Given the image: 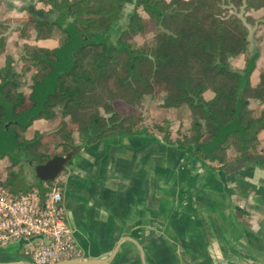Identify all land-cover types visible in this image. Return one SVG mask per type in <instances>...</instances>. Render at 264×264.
I'll return each mask as SVG.
<instances>
[{"label": "trees", "instance_id": "trees-1", "mask_svg": "<svg viewBox=\"0 0 264 264\" xmlns=\"http://www.w3.org/2000/svg\"><path fill=\"white\" fill-rule=\"evenodd\" d=\"M29 1L48 6V11L40 10L47 19L28 21L22 31L30 28L36 41L55 34L60 40L54 47L25 48L19 61L5 55L0 69V161L8 159L11 171L0 185L14 192L45 191L44 184L53 182L38 179L13 189L15 168L23 160L45 164L109 137L145 136L190 149L198 161L222 174L244 156L264 154L259 138L264 133V70L253 87L251 75L260 53L249 51L247 28L253 23L247 13L263 8L264 0H138L122 26L125 0ZM147 33L153 34L149 42L133 43ZM7 39L0 32V56ZM241 55L246 56L245 66L235 69L232 60ZM159 80L164 107L193 113L190 128L177 130L174 139L167 121L151 128L142 112L143 99L155 95ZM207 92L211 99L205 98ZM116 98L131 111L122 113ZM58 116L55 132L25 137L35 121ZM54 139L59 141L51 145ZM44 140L49 146L41 151ZM59 147L62 154L55 153Z\"/></svg>", "mask_w": 264, "mask_h": 264}, {"label": "crops", "instance_id": "crops-1", "mask_svg": "<svg viewBox=\"0 0 264 264\" xmlns=\"http://www.w3.org/2000/svg\"><path fill=\"white\" fill-rule=\"evenodd\" d=\"M4 7L0 0V9ZM10 8L13 4L4 11L14 12ZM26 14L24 23L47 19L37 6ZM247 15L253 20L247 24L249 51L260 53L251 75L256 87L264 70V7ZM24 36L19 29L7 40L19 46ZM30 39L32 47H48L44 43L50 41H36L34 35ZM5 55L0 56V69L6 65ZM245 59L237 57L232 66L243 69ZM212 97L205 93L206 99ZM46 123L37 120L31 127ZM26 133L28 140L34 138ZM259 138L264 146V133ZM80 147L71 173H63L58 181L69 223L86 257L106 258L128 236L137 240L146 258L149 248L156 247L158 259L166 263L184 264L179 254L183 248L186 264H264V161L247 164L233 175L215 172L192 150L169 147L156 138L109 137ZM246 215L253 219L251 226L243 223ZM11 246L17 248L6 252ZM130 248L141 261L137 247L128 241L122 242L118 255ZM0 259L25 261L24 247L15 243L1 248Z\"/></svg>", "mask_w": 264, "mask_h": 264}, {"label": "built area", "instance_id": "built-area-1", "mask_svg": "<svg viewBox=\"0 0 264 264\" xmlns=\"http://www.w3.org/2000/svg\"><path fill=\"white\" fill-rule=\"evenodd\" d=\"M14 192L0 185V249L27 241L26 262L51 264L85 256L63 206L60 183ZM58 185H57V184Z\"/></svg>", "mask_w": 264, "mask_h": 264}, {"label": "rangeland", "instance_id": "rangeland-1", "mask_svg": "<svg viewBox=\"0 0 264 264\" xmlns=\"http://www.w3.org/2000/svg\"><path fill=\"white\" fill-rule=\"evenodd\" d=\"M13 3H6V0H4L5 7L8 6V4H13V8H10V11L14 12H7L4 11V8L0 9L1 16H0V32L7 34V38L11 37L13 33L18 32L19 29L23 27V23L27 18L32 19L33 17L29 14H26V12L29 9L35 8L37 6L39 10H44V8L47 10L49 9L48 6L44 4H32L29 0H13ZM15 2V3H14ZM43 8V9H42ZM8 10V11H9ZM25 14L27 18L25 17ZM18 29V30H17ZM23 32H26V36H24L23 40L21 41L19 46H16L15 41H9L6 42V51L5 54H12L13 57L19 61L20 57V51L24 50L25 48L29 47L31 48L32 42L30 37L33 36V32L30 28L28 30H24ZM19 36V35H18ZM17 37V35H16ZM153 37L152 33H147L145 35H139L136 36L133 39V43L137 46H141L147 42H149ZM60 40V35L55 34V36L48 42L44 43L45 46L53 47L58 44ZM15 42V43H14ZM22 63L18 62V68H22ZM163 86V81L159 80L156 82V92L155 95L152 97H145L142 102V112L146 118V124H148L151 128L154 124H162L163 122L167 121L168 126L170 127V131L172 133V138L177 137V130L185 131L190 128L191 121L193 120V113L188 108H167L163 106V95H161L160 90ZM26 92H28V89H25ZM116 107L122 112L127 113L131 111V109L126 106L123 102L115 99ZM42 120V119H40ZM45 120V119H43ZM48 121L46 123L47 125H44V127H41L40 125L31 127L28 132L26 133V136L29 138L34 137L35 132L38 133L40 130L44 131V135L51 134L55 132L60 123L61 118L60 116L55 117ZM38 128V132L36 131ZM77 137V135H75ZM58 139H54L50 141V144L53 145L54 143L58 142ZM49 146V142L47 140L42 141L40 150L43 151L46 147ZM56 154H62V148L55 149ZM230 158L233 157L234 152L231 150L229 151ZM260 154V153H259ZM258 155V154H257ZM255 156V155H254ZM36 161L32 159H26L23 160L20 167L15 168V171L17 172V182L16 185L13 187V189L18 188H26L31 186L32 184H35L38 182V178L36 176V168H37ZM10 163L8 159H4L0 161V184L5 182L9 178L10 174ZM60 175H63L61 173ZM57 180L60 181V176L57 178ZM57 181V182H59ZM57 184V183H56ZM58 185V184H57ZM251 222H253V219L251 215L244 216L243 217V223L245 226H251ZM17 246H11L8 249H6V252L10 253L13 252ZM183 248H179V254L185 261L184 264H186V258L184 254L182 253ZM156 247L149 248V256L146 258L147 264H172V263H166L162 262L159 257L155 254ZM108 257V256H107ZM2 259H0L1 261ZM113 264H142V262L139 260L138 252L135 250V248L125 249L123 250L120 255L116 257V259L113 261ZM250 264V263H249Z\"/></svg>", "mask_w": 264, "mask_h": 264}, {"label": "water", "instance_id": "water-1", "mask_svg": "<svg viewBox=\"0 0 264 264\" xmlns=\"http://www.w3.org/2000/svg\"><path fill=\"white\" fill-rule=\"evenodd\" d=\"M138 0H125V4L123 6V18L119 21V26H122L126 20L128 15L134 10L135 5ZM81 147L77 146L71 152L66 155H56L50 160H48L45 164H40L36 168V176L40 181L43 182H54L60 176L61 173H71L70 165L74 159V157L80 152ZM260 161H264V154H258L255 156H244L239 159L237 162L227 166L224 168L223 172L226 174L236 175L241 171L245 165L251 163H258ZM128 241L133 243L138 251L142 264H147L146 255L144 249L134 238L125 236L122 237L117 243L116 247L113 249L111 254L106 258H90L83 256L81 258H74L69 260H64L61 262L51 263V264H112L115 260L117 254L119 253L122 242ZM27 241H20L17 244H20L23 247L27 244ZM15 244V243H13ZM0 264H33L26 261H18V262H0Z\"/></svg>", "mask_w": 264, "mask_h": 264}]
</instances>
